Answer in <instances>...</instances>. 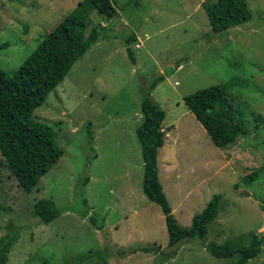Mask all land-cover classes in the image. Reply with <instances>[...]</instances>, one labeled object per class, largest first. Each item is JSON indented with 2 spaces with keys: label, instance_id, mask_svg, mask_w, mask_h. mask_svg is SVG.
Returning a JSON list of instances; mask_svg holds the SVG:
<instances>
[{
  "label": "rangeland",
  "instance_id": "1",
  "mask_svg": "<svg viewBox=\"0 0 264 264\" xmlns=\"http://www.w3.org/2000/svg\"><path fill=\"white\" fill-rule=\"evenodd\" d=\"M79 1L0 0V70L18 68ZM244 1L251 19L216 34L204 0H110L116 14L109 20L89 12L85 33L102 26L100 37L32 112L51 129L62 155L29 193L0 156V237L8 223L19 228L5 264H231L237 257L213 258L203 244L248 246V233L264 238V0ZM130 36L133 63L125 51ZM158 77L150 91L164 113L157 179L173 218L187 227L213 194L221 198L202 241H183L171 256L160 209L141 193L135 137L139 102ZM218 85L239 99L236 115L250 131L222 149L181 100ZM254 171L255 181L245 186L242 178ZM39 200L58 215L46 225L31 217ZM150 245L161 252L132 253ZM247 264H264V241Z\"/></svg>",
  "mask_w": 264,
  "mask_h": 264
},
{
  "label": "trees",
  "instance_id": "2",
  "mask_svg": "<svg viewBox=\"0 0 264 264\" xmlns=\"http://www.w3.org/2000/svg\"><path fill=\"white\" fill-rule=\"evenodd\" d=\"M201 7L214 34L251 19V12L244 0H215L207 4L203 2ZM90 11L106 20L116 14L110 0H80L41 39L18 68L10 73L0 70V156L23 193H29L62 155V151L56 148L53 142L51 129L44 123L33 120L31 114L62 82L73 63L100 37L102 26L91 27L88 33H85L86 18ZM133 41L134 36L125 40V51L131 63L133 56L128 46ZM161 80L162 77L154 79L148 91L141 97V122L135 129V137L142 161L141 193L150 203L159 207L167 235L166 247L173 248L183 241L196 238L202 241L207 223L216 217L221 198L213 194L201 211L191 216L187 227L179 226L173 218L157 179L156 156L157 150L163 145L161 123L164 113L150 98V91ZM233 83L243 84L244 80L235 79ZM181 100L214 147L222 149L233 144L235 139L248 136L250 131L244 127L246 121L243 116L236 115V111H241L238 109L239 99L229 95L224 85L198 90L182 97ZM253 121L257 122L258 117L254 116ZM85 130L87 139L91 140L89 124L85 125ZM255 173L256 171L251 172L242 178L245 186L255 181ZM87 181L88 178L84 177L82 184L85 185ZM2 208L0 206V209ZM57 216L53 204L47 200H39L33 204L31 217L37 223L46 225ZM89 221L92 223L91 219ZM5 229L7 232L0 237V264L6 263L7 254L19 232L18 227L9 223ZM248 235L251 241L248 246H239L234 240L221 245L212 242L202 244L204 243V249L213 258L237 257L231 264H247V261L258 254L264 241L263 237L256 239L253 233ZM153 246L134 249L132 253L160 252L158 247ZM122 252L121 254H124L128 250L123 249ZM87 254L79 255L75 260L81 262L87 258ZM165 258L169 259V256Z\"/></svg>",
  "mask_w": 264,
  "mask_h": 264
},
{
  "label": "clouds",
  "instance_id": "3",
  "mask_svg": "<svg viewBox=\"0 0 264 264\" xmlns=\"http://www.w3.org/2000/svg\"><path fill=\"white\" fill-rule=\"evenodd\" d=\"M204 2H205V0H204ZM35 109H36V108H35ZM32 112H33V111H32ZM31 118H32V114H31ZM32 119H33V118H32ZM33 120H35V119H33ZM36 121H37V120H36ZM211 144H212V143H211ZM161 147H162V146H161ZM161 147H160V148H161ZM160 148H159V149H160ZM159 149H158V150H159ZM139 150H140V149H139ZM157 152H158V151H157ZM140 157H141V156H140ZM156 159H157V156H156ZM141 179H142V178H141ZM54 219H55V218H54ZM189 224H190V223H189ZM178 245H179V244H178ZM178 245H177V246H178ZM177 246H174L173 248H168V249H170L171 252H173L172 254H170V256L173 255V254L175 253V251L177 250V249L175 250V248H177ZM156 247H157V246H156ZM158 251H160V250H158ZM160 252H161V251H160ZM142 253H143V252H142ZM170 256H169V257H170ZM211 257H212V256H211Z\"/></svg>",
  "mask_w": 264,
  "mask_h": 264
},
{
  "label": "crops",
  "instance_id": "4",
  "mask_svg": "<svg viewBox=\"0 0 264 264\" xmlns=\"http://www.w3.org/2000/svg\"><path fill=\"white\" fill-rule=\"evenodd\" d=\"M202 130H203V129H202ZM203 131H204V130H203ZM204 133H205V132H204ZM163 167H164V168H167V167L170 168V165H169L167 162H165V164H163Z\"/></svg>",
  "mask_w": 264,
  "mask_h": 264
},
{
  "label": "water",
  "instance_id": "5",
  "mask_svg": "<svg viewBox=\"0 0 264 264\" xmlns=\"http://www.w3.org/2000/svg\"><path fill=\"white\" fill-rule=\"evenodd\" d=\"M208 3V0H205V4H207Z\"/></svg>",
  "mask_w": 264,
  "mask_h": 264
}]
</instances>
